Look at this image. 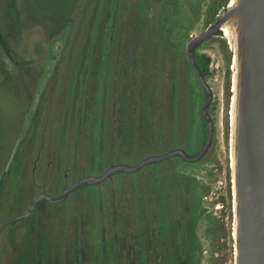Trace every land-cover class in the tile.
<instances>
[{
  "label": "rangeland",
  "instance_id": "obj_1",
  "mask_svg": "<svg viewBox=\"0 0 264 264\" xmlns=\"http://www.w3.org/2000/svg\"><path fill=\"white\" fill-rule=\"evenodd\" d=\"M225 1L0 0V264H237L229 28L195 48L213 92L204 203L178 156L71 190L201 151L187 45Z\"/></svg>",
  "mask_w": 264,
  "mask_h": 264
},
{
  "label": "bare ground",
  "instance_id": "obj_2",
  "mask_svg": "<svg viewBox=\"0 0 264 264\" xmlns=\"http://www.w3.org/2000/svg\"><path fill=\"white\" fill-rule=\"evenodd\" d=\"M249 0H235L234 5L223 16L230 15L224 20L225 26L232 30L235 51L238 58L235 69L237 91L234 105V168L236 176V239L237 264H245L249 250V229L251 215L248 210L252 203L251 159L252 147L256 144L258 133L257 102L255 100L252 82L253 61L256 60L254 48L257 44V33L264 23V9L248 4ZM259 110V109H258ZM254 115H256L254 117ZM255 128V129H254ZM254 162V159H253ZM250 264V263H249Z\"/></svg>",
  "mask_w": 264,
  "mask_h": 264
},
{
  "label": "water",
  "instance_id": "obj_3",
  "mask_svg": "<svg viewBox=\"0 0 264 264\" xmlns=\"http://www.w3.org/2000/svg\"><path fill=\"white\" fill-rule=\"evenodd\" d=\"M248 4L264 9V0H249ZM228 15L223 17V19L213 28L208 31H205L195 39H193L189 45V54L192 61V64L197 71V74L201 80V83L205 87L208 93V101L204 107L205 114L208 118L210 125V140L212 137V122L207 114L206 107L207 104L212 99V91L206 82L203 73L201 72L199 66L197 65L194 55H193V47L197 43L206 40L207 38L216 34L221 26L228 18ZM257 44L256 49L254 48V52L256 55V60L253 61L252 68V82L254 88L253 91L256 95L255 100L257 102V116L256 120L258 123V133L256 137V144L252 147L253 157L251 159L250 172H251V180H252V203L251 207L248 210L249 217L251 219V227L249 229V241L250 246L247 251V258L245 264H264V23L262 24L260 30L257 33ZM259 109V110H258ZM255 129V128H254ZM163 157H154L147 161H144L140 165L136 167H127V166H118L112 169L105 177L103 178H87L80 181L77 185H75L71 190L77 188L78 186L84 183H98L108 177L112 172L119 170L126 171H136L141 168L146 163L152 161H159ZM254 159V162H253Z\"/></svg>",
  "mask_w": 264,
  "mask_h": 264
},
{
  "label": "flooded vegetation",
  "instance_id": "obj_4",
  "mask_svg": "<svg viewBox=\"0 0 264 264\" xmlns=\"http://www.w3.org/2000/svg\"><path fill=\"white\" fill-rule=\"evenodd\" d=\"M228 1L229 0H226L225 2H224V5H223V7H226V11L227 10H229L233 5H234V3H235V0H232V2H231V5H227V3H228ZM225 11V12H226ZM224 12V13H225ZM224 13L221 15V18H220V20H219V22L223 19V17H225V16H223L224 15ZM218 22V23H219ZM217 23V24H218ZM217 24H215L214 26H212L211 28H213V27H215ZM210 28V29H211ZM225 28H229L230 29V27H224L222 30H219L216 34H221L222 32H224V29ZM210 29H208V30H210ZM208 30H206V31H208ZM205 32V31H204ZM204 32H202V33H204ZM201 33V34H202ZM201 34H199V35H201ZM216 34H214V35H216ZM198 35V36H199ZM213 35V36H214ZM198 36H196V37H198ZM196 37H192L191 38V40L189 41V43H188V45H187V55H188V59H189V62H190V64H191V67L193 68V71L195 72V74H196V76H197V78H198V80H199V83H200V85L202 86V88H203V90H204V92H205V95H206V100L202 103V105H201V108H197V111L199 110V112L202 114V116H203V118H204V120H205V133H206V143H205V145H204V147L201 149V151H199V152H197V153H195L193 156H189L185 151H183V150H181V149H175V150H173V151H170L169 153H167V154H165V155H163V156H160V157H163L161 160H159V161H163V160H166V159H169V158H171V157H174V156H178V157H180V158H182L184 161H186V162H189V163H197V165H195L191 170H188V171H186L184 174L185 175H187V176H189V177H192V180H193V184H194V187H196V188H198L199 190H201L202 191V193H203V197H202V199H201V203H204V200H206V198H207V196L205 195L206 193H208L209 192V189H208V187L206 186V185H204L202 182H201V180H200V177H199V175H198V172H199V169H200V167H201V165L205 162V161H207V160H209L210 159V151H211V148H212V143H213V138H214V131H215V127H214V121H213V119H212V117H211V115H210V113H209V106H210V104H211V102H212V99H213V92H212V99H211V101L207 104V107H206V111H207V114H208V116H209V118H210V120H211V122H212V137H211V140H210V125H209V121H208V118H207V116H206V114H205V111H204V107H205V105H206V103H207V101H208V93H207V90L205 89V87L203 86V84L201 83V80H200V78H199V76H198V74H197V71L195 70V68H194V66H193V64H192V61H191V58H190V54H189V45H190V43H191V41L193 40V39H195ZM212 37V36H211ZM210 38V37H209ZM209 38H207V39H209ZM206 39V40H207ZM206 40H204V41H206ZM202 42V41H201ZM201 42H199V43H201ZM199 43H197L196 45H194V47H193V55H194V58H195V61H196V63H197V65L199 66V68H200V70H201V72L203 73V71H202V68H201V65H200V63H201V61H203V62H205V61H207L208 60V58L207 57H197L196 56V54H195V48H196V46L199 44ZM208 63H209V61H208ZM208 68H209V65H208ZM207 68V69H208ZM207 72H208V70H207ZM203 75H204V78H205V80H206V77L208 76V74H204L203 73ZM207 82V81H206ZM209 86V85H208ZM211 89V88H210ZM211 91H212V89H211ZM232 140V139H231ZM230 151V150H229ZM207 155H209V156H207ZM207 156V157H206ZM232 157H233V155L231 156V160H232ZM152 158H154V157H152ZM229 158H230V156H229ZM151 159V158H150ZM149 160V159H148ZM230 160V159H229ZM147 161V160H146ZM152 162H156V161H152ZM149 163H151V162H149ZM146 164H148V163H146ZM145 164V165H146ZM144 166V165H143ZM142 166V167H143ZM116 167H118V166H115V167H112L104 176H102V177H100V178H103V177H105L112 169H114V168H116ZM140 169V168H139ZM229 169H230V171L232 172V176L234 177V174H233V165H232V163H230L229 162ZM119 171H126V170H119ZM115 172H118V171H115ZM115 172H112V173H115ZM111 173V174H112ZM110 174V175H111ZM109 175V176H110ZM108 176V177H109ZM108 177H106L104 180H106ZM104 180H102V181H104ZM101 181V182H102ZM99 183V182H98ZM85 184V183H84ZM89 184H94V183H89ZM232 189H233V191H234V187H233V185H232ZM196 226H197V224H196ZM196 226H195V229H196ZM195 233H196V231H195ZM196 236V235H195ZM196 239H197V237H196Z\"/></svg>",
  "mask_w": 264,
  "mask_h": 264
},
{
  "label": "trees",
  "instance_id": "obj_5",
  "mask_svg": "<svg viewBox=\"0 0 264 264\" xmlns=\"http://www.w3.org/2000/svg\"><path fill=\"white\" fill-rule=\"evenodd\" d=\"M200 65H201L203 73L204 74H208L207 73V70H208L207 68H208V65H209L208 60L205 61V62L201 61Z\"/></svg>",
  "mask_w": 264,
  "mask_h": 264
}]
</instances>
